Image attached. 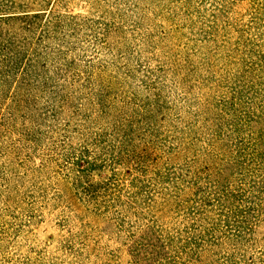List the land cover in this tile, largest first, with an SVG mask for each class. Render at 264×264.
I'll list each match as a JSON object with an SVG mask.
<instances>
[{"label": "rangeland", "instance_id": "1", "mask_svg": "<svg viewBox=\"0 0 264 264\" xmlns=\"http://www.w3.org/2000/svg\"><path fill=\"white\" fill-rule=\"evenodd\" d=\"M0 264H264V0H0Z\"/></svg>", "mask_w": 264, "mask_h": 264}]
</instances>
